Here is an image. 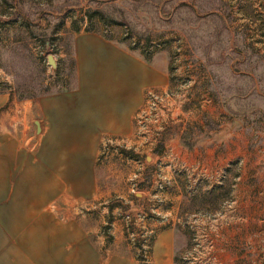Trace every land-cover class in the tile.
Masks as SVG:
<instances>
[{
  "label": "rangeland",
  "instance_id": "rangeland-1",
  "mask_svg": "<svg viewBox=\"0 0 264 264\" xmlns=\"http://www.w3.org/2000/svg\"><path fill=\"white\" fill-rule=\"evenodd\" d=\"M95 9L107 24L87 17ZM72 22L139 53L132 41L149 33L168 80L148 90L129 134L102 137L96 192L49 202L52 229H6L0 264H103L114 253L155 264L166 230L174 264H264V0H0V135L34 153L40 121L14 100L72 84Z\"/></svg>",
  "mask_w": 264,
  "mask_h": 264
},
{
  "label": "crops",
  "instance_id": "crops-1",
  "mask_svg": "<svg viewBox=\"0 0 264 264\" xmlns=\"http://www.w3.org/2000/svg\"><path fill=\"white\" fill-rule=\"evenodd\" d=\"M69 23L65 27H70L72 33L74 87L33 101L14 100L32 121H40L36 124V130L41 131L40 151L34 153L23 147L20 138L6 140L0 135V242L6 229L12 235L17 229L31 226L52 229L58 222L43 212L52 200L92 196L96 192L95 167L102 137L129 134L148 90L168 80L157 53L148 61L114 36L83 27L74 30ZM1 97L0 105L8 100L6 94ZM5 163L11 165V170L8 166L5 170ZM10 180L14 183L9 189L5 181ZM50 235L53 239L52 232ZM167 235V230L162 231V240H156L157 253L154 250L152 257L155 264H174L167 243L163 246ZM162 246L165 251L160 253ZM63 255L61 259L66 258ZM69 258L79 260L83 256L77 253ZM105 258L106 264H134L132 258L122 254Z\"/></svg>",
  "mask_w": 264,
  "mask_h": 264
},
{
  "label": "trees",
  "instance_id": "trees-1",
  "mask_svg": "<svg viewBox=\"0 0 264 264\" xmlns=\"http://www.w3.org/2000/svg\"><path fill=\"white\" fill-rule=\"evenodd\" d=\"M86 14H87V17L88 18H91L92 16H94V15H97L104 23H108V21H109V18L108 17H105L104 16V14L100 11V10H98V9H95V10H87V12H86ZM113 23H115V24H120L119 22H113ZM72 28L74 29V30H78V27H75L74 25H73V22H72ZM85 29L86 30H89L90 28L89 27H85ZM129 32H131V30H129V28H128V33ZM131 33H133V32H131ZM136 38H137V40H143V42H144V45L145 46H149V44H150V42H151V36H150V34L149 33H138V34H136ZM155 52V51H154ZM154 52H148V53H146L144 50H141L140 51V53H141V55L144 57V59H146V60H150L151 59V56L153 55V53ZM71 65H72V84L69 86V78L68 79H61V85H60V89L58 90V91H67V90H70V89H72L73 87H74V85H75V61H74V56H73V53H71ZM59 75H61L60 74V72H59V70L55 73V76H56V81H58L59 80ZM17 95V94H16ZM24 96L23 95H21V94H18L17 95V98L18 99H21V98H23ZM27 97H31V96H27ZM183 134H188V137H190V134L189 133H187V132H183ZM184 143V145L186 146V147H188L189 149H191L193 146H194V141L193 142H189V141H185V142H183ZM162 148H163V146L162 145H159L158 147H156L153 151H154V153H160L161 151H162ZM124 152H126V153H128V152H131V151H125L124 150ZM141 185H143V184H141Z\"/></svg>",
  "mask_w": 264,
  "mask_h": 264
},
{
  "label": "built area",
  "instance_id": "built-area-1",
  "mask_svg": "<svg viewBox=\"0 0 264 264\" xmlns=\"http://www.w3.org/2000/svg\"><path fill=\"white\" fill-rule=\"evenodd\" d=\"M128 36L130 35L128 34ZM132 46L140 47L141 50H144L146 53H148V52H154L155 50H157V48L161 46V43L158 41V39H154L152 37L149 46H145L142 39L137 40V38H134V40L132 41Z\"/></svg>",
  "mask_w": 264,
  "mask_h": 264
},
{
  "label": "water",
  "instance_id": "water-1",
  "mask_svg": "<svg viewBox=\"0 0 264 264\" xmlns=\"http://www.w3.org/2000/svg\"><path fill=\"white\" fill-rule=\"evenodd\" d=\"M47 61H48V64H50L53 68H56V61L52 54L47 55Z\"/></svg>",
  "mask_w": 264,
  "mask_h": 264
}]
</instances>
